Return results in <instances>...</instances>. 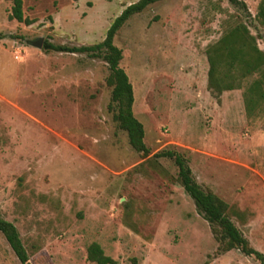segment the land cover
Returning a JSON list of instances; mask_svg holds the SVG:
<instances>
[{
	"label": "rangeland",
	"instance_id": "1",
	"mask_svg": "<svg viewBox=\"0 0 264 264\" xmlns=\"http://www.w3.org/2000/svg\"><path fill=\"white\" fill-rule=\"evenodd\" d=\"M26 26L0 0V218L17 229L33 264H94L96 243L116 264H259L224 251L221 232L185 194L179 153L196 183L228 206V217L264 256V101L246 107L248 86L216 97L206 49L243 24L264 53L261 0H163L116 33L119 67L132 87L144 156L110 110L101 58L45 53L101 43L139 0H21ZM0 264H20L0 234Z\"/></svg>",
	"mask_w": 264,
	"mask_h": 264
},
{
	"label": "trees",
	"instance_id": "2",
	"mask_svg": "<svg viewBox=\"0 0 264 264\" xmlns=\"http://www.w3.org/2000/svg\"><path fill=\"white\" fill-rule=\"evenodd\" d=\"M11 3L9 19L29 26L34 23L24 17L21 0H4ZM77 1V0H72ZM163 0H139L126 7L111 23L101 43L92 46L66 47L44 41L42 51L68 54H85L101 58L108 66L109 74L105 79L106 86L111 88L109 109L113 111L112 120L117 128L127 135L130 147L146 156L149 151L144 144L142 125L134 118L132 112L133 92L125 72L119 67L122 60L121 51L113 44L116 33L134 15L141 13L148 6ZM234 5H241L231 0ZM242 6V5H241ZM256 21L264 29V0H261ZM208 62L207 88L216 97L223 92L240 88L241 82L253 75L261 79L253 81L246 89V107L264 101V53L256 45L255 38L243 24L226 31L221 38L206 49ZM159 158L172 160L177 168V179L185 194L193 201L196 209L212 226L221 232L220 242L224 251L239 250L244 256L253 257L259 264H264V256L253 249L228 217L229 206L215 194L203 190L194 180L186 160L175 151H165L156 155ZM0 234L20 264H33L20 239L15 226L0 218ZM87 260L94 264H116L104 255L96 243L87 248Z\"/></svg>",
	"mask_w": 264,
	"mask_h": 264
},
{
	"label": "water",
	"instance_id": "3",
	"mask_svg": "<svg viewBox=\"0 0 264 264\" xmlns=\"http://www.w3.org/2000/svg\"><path fill=\"white\" fill-rule=\"evenodd\" d=\"M43 43H44L43 39H38L31 42V45L32 47H35L38 50H42Z\"/></svg>",
	"mask_w": 264,
	"mask_h": 264
}]
</instances>
